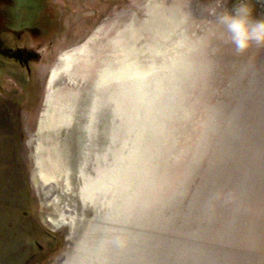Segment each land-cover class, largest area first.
Wrapping results in <instances>:
<instances>
[{
    "label": "rangeland",
    "instance_id": "1",
    "mask_svg": "<svg viewBox=\"0 0 264 264\" xmlns=\"http://www.w3.org/2000/svg\"><path fill=\"white\" fill-rule=\"evenodd\" d=\"M144 1L0 0V264H63L76 239H82L85 218L58 227L49 218L57 219L59 208L81 211L75 195L64 192V181L75 190L83 180L78 171L86 146L81 111L87 85L76 120L56 136L55 158L69 169L68 175L45 186L32 182L41 160L32 135L48 70L61 52L84 43L100 24L105 23L107 30L116 18L125 21L131 15L142 21ZM246 2L253 19H264V0ZM238 3H181L186 33L211 46L202 61L212 74L204 75L196 86V103L202 106H196L187 133L197 137L200 119L207 118L210 109L220 111L215 110L220 113V128L210 139H200L201 148L189 152V162L186 156L176 160L178 179L170 185L177 200L173 211L165 210L166 216L156 221L159 231L150 264H264V45L253 44L238 54L217 22L219 14L225 9L231 14ZM105 120L96 122L98 137H92V151L97 142L107 146ZM93 164L85 167L86 175L92 173ZM55 196L58 202H52Z\"/></svg>",
    "mask_w": 264,
    "mask_h": 264
},
{
    "label": "bare ground",
    "instance_id": "2",
    "mask_svg": "<svg viewBox=\"0 0 264 264\" xmlns=\"http://www.w3.org/2000/svg\"><path fill=\"white\" fill-rule=\"evenodd\" d=\"M182 1L145 0L142 21L131 15L125 21L116 18L107 30L105 23L100 24L84 43L61 52L48 70L32 135L34 152L41 157L32 182L40 186L68 175L69 169L55 158L56 136L76 120L81 91L87 85L81 111L86 146L78 171L83 180L75 190L64 181V192L75 195L81 211L59 208L57 219L49 218L56 227L85 218L83 237L76 239L63 264H150L159 231L156 221L177 200L170 185L178 179L176 160L187 158L201 146L202 137L210 139L220 128V113L214 107L200 119L196 138L187 133L196 106H202L196 103V86L204 75L212 74L202 61L211 46L186 33ZM101 117L107 118V146L104 149L97 142L92 151ZM89 163H94L92 175L85 173Z\"/></svg>",
    "mask_w": 264,
    "mask_h": 264
},
{
    "label": "clouds",
    "instance_id": "3",
    "mask_svg": "<svg viewBox=\"0 0 264 264\" xmlns=\"http://www.w3.org/2000/svg\"><path fill=\"white\" fill-rule=\"evenodd\" d=\"M218 24L228 34V42L238 54L246 52L253 44L264 45V19H253L252 8L246 0H240L232 13L226 9L218 15Z\"/></svg>",
    "mask_w": 264,
    "mask_h": 264
}]
</instances>
